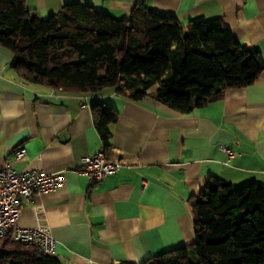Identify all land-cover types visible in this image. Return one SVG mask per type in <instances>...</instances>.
<instances>
[{
	"label": "crops",
	"instance_id": "obj_1",
	"mask_svg": "<svg viewBox=\"0 0 264 264\" xmlns=\"http://www.w3.org/2000/svg\"><path fill=\"white\" fill-rule=\"evenodd\" d=\"M138 0H26L41 19L71 3L128 19ZM160 14L187 22L220 19L244 47L264 58V0H146ZM13 51L0 45V169L62 173L64 186L35 196L46 210L59 264H142L196 241L190 197L212 177L235 186L264 183V69L246 87L182 114L148 95L132 101L115 88L77 92L36 84L12 68ZM157 87L152 89L156 91ZM114 108L108 159L116 174L89 184L84 157L104 146L93 106ZM232 154H230L226 148ZM24 148L26 156L17 157ZM18 224L35 225L24 201Z\"/></svg>",
	"mask_w": 264,
	"mask_h": 264
},
{
	"label": "trees",
	"instance_id": "obj_2",
	"mask_svg": "<svg viewBox=\"0 0 264 264\" xmlns=\"http://www.w3.org/2000/svg\"><path fill=\"white\" fill-rule=\"evenodd\" d=\"M0 45L13 51L12 68L29 82L77 92L115 88L132 101L152 95L182 114L252 84L264 69L260 50L244 47L220 19L183 23L146 0L128 19L80 3L41 19L26 0H0ZM93 109L107 152L118 113L103 104ZM190 203L196 241L142 264H264V183L212 177ZM5 248L0 264H59L32 245L5 240Z\"/></svg>",
	"mask_w": 264,
	"mask_h": 264
},
{
	"label": "built area",
	"instance_id": "obj_3",
	"mask_svg": "<svg viewBox=\"0 0 264 264\" xmlns=\"http://www.w3.org/2000/svg\"><path fill=\"white\" fill-rule=\"evenodd\" d=\"M226 148V147H225ZM232 154V152L226 148ZM26 156L24 148L17 157ZM123 163L117 159H108L105 149L83 158L79 172L87 176L89 184L103 180L108 175L119 172ZM62 173L47 172L43 169L18 171L10 162L0 169V253L5 252V240L35 246L39 254L54 256L58 242L52 236L47 221L46 210L35 196L53 192L64 186ZM24 201L32 203L35 218L33 227L18 224Z\"/></svg>",
	"mask_w": 264,
	"mask_h": 264
}]
</instances>
